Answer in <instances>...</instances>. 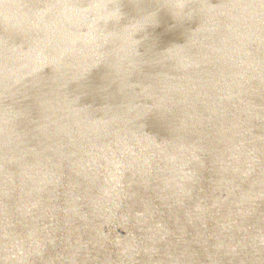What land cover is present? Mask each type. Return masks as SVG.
<instances>
[{
	"label": "water",
	"instance_id": "obj_1",
	"mask_svg": "<svg viewBox=\"0 0 264 264\" xmlns=\"http://www.w3.org/2000/svg\"><path fill=\"white\" fill-rule=\"evenodd\" d=\"M0 264H264V0H0Z\"/></svg>",
	"mask_w": 264,
	"mask_h": 264
},
{
	"label": "bare ground",
	"instance_id": "obj_2",
	"mask_svg": "<svg viewBox=\"0 0 264 264\" xmlns=\"http://www.w3.org/2000/svg\"><path fill=\"white\" fill-rule=\"evenodd\" d=\"M108 256H110V253H107V254L104 256V258H107ZM58 263H59V261H58Z\"/></svg>",
	"mask_w": 264,
	"mask_h": 264
}]
</instances>
